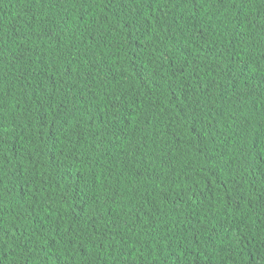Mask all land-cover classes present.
<instances>
[{
  "label": "trees",
  "instance_id": "1",
  "mask_svg": "<svg viewBox=\"0 0 264 264\" xmlns=\"http://www.w3.org/2000/svg\"><path fill=\"white\" fill-rule=\"evenodd\" d=\"M0 264H264V0H0Z\"/></svg>",
  "mask_w": 264,
  "mask_h": 264
}]
</instances>
